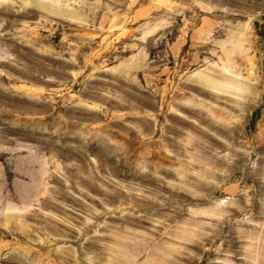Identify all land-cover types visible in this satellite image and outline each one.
I'll list each match as a JSON object with an SVG mask.
<instances>
[{"label": "rangeland", "instance_id": "rangeland-1", "mask_svg": "<svg viewBox=\"0 0 264 264\" xmlns=\"http://www.w3.org/2000/svg\"><path fill=\"white\" fill-rule=\"evenodd\" d=\"M0 264H264V0H0Z\"/></svg>", "mask_w": 264, "mask_h": 264}]
</instances>
